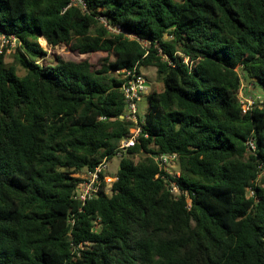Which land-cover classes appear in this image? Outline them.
<instances>
[{"label":"trees","instance_id":"1","mask_svg":"<svg viewBox=\"0 0 264 264\" xmlns=\"http://www.w3.org/2000/svg\"><path fill=\"white\" fill-rule=\"evenodd\" d=\"M85 2L0 0V32L21 43L0 53V264H264V100L244 112L239 96L244 81L264 92V0ZM40 39L105 56L45 64ZM149 67L163 89L143 133L111 194L83 205L75 175L121 153L134 125L122 70Z\"/></svg>","mask_w":264,"mask_h":264},{"label":"built area","instance_id":"2","mask_svg":"<svg viewBox=\"0 0 264 264\" xmlns=\"http://www.w3.org/2000/svg\"><path fill=\"white\" fill-rule=\"evenodd\" d=\"M70 5L77 6L83 11L87 10V4L85 0H71ZM100 20L112 32H121L120 28L110 26L107 23L105 17H101ZM128 36L131 39L139 41L145 48L149 47V41L140 39L134 35ZM20 44V40L14 34L0 32V53L4 48H7V52L10 53ZM185 61L188 62V59H186ZM122 73L124 82L121 90L124 93L126 100V113L124 116H122V118L130 120L131 122H133L134 125L130 128L129 135L121 141L119 146V150L121 151V153H119L118 156H121L123 154L122 151H126L128 148L134 147L135 144H137L138 142V138L143 133L141 127L142 115L139 111V103L143 99V96L147 94L148 88L150 86L145 76L142 73L138 74L136 72V69H123ZM243 88L244 86L242 85L239 92L240 98H243ZM259 99L260 97L250 98L249 100H247V102L249 103L247 107H245V104L241 99V102L244 104V112H246L249 107L253 105L256 101H260ZM145 137H148V135H145ZM248 147L251 150L255 149L253 140H250L248 142ZM153 159L157 163L159 168L162 171H166L167 174L177 176L180 175L178 156L176 154L163 153L153 156ZM108 165L109 160L105 158L92 171H87L85 175L79 174L77 176L81 178L82 181L77 185L74 191L75 199H77L84 205L88 201L96 198L101 193H105L106 195L111 194V186L113 182L110 184L106 181L111 180V177L107 174L109 171ZM261 175H264V170L261 172L260 176ZM116 179L117 178L115 177L114 180ZM171 188L174 193L179 192V189L175 183L171 184ZM247 194L249 197H255L256 193L252 188H249L247 190Z\"/></svg>","mask_w":264,"mask_h":264},{"label":"rangeland","instance_id":"3","mask_svg":"<svg viewBox=\"0 0 264 264\" xmlns=\"http://www.w3.org/2000/svg\"><path fill=\"white\" fill-rule=\"evenodd\" d=\"M39 43L44 48V50L47 52V57L44 60L45 64L51 63L54 59V56L58 55V56L62 57L65 60H68V61L79 62L82 60H88L93 65H96L98 63V61L105 56V54L102 52L81 55L78 52L73 51L69 46H66L64 44H61V45L57 46L56 48H54L53 50H51V49H49L47 43L42 42V39L39 40ZM10 55H7V57H6V62H8V63H11L13 60L12 55L11 56ZM19 74L23 75L24 71L19 70ZM142 74L145 76V78L147 79V81L150 84L148 91H147V94L152 90L161 91L163 89L162 82L156 78L157 74H156L155 68L149 67V68L143 69ZM243 86H244L243 98H241V99L243 100L245 107L248 106L249 103L247 102V100H249L250 98L260 97V99H259L260 101L264 100V92L259 87L255 86V85H251V84L247 83L246 81L243 82ZM147 94H145L143 96V99L139 103V111H140V114L142 116L144 115V113L146 112V110L148 108ZM120 161H121V156H118V155L114 156L109 161V165H108L109 171L107 174L111 177V180H106V181L110 184L115 181L114 178L117 174ZM86 172L87 171H84L82 173V175H85ZM78 175L79 174H77L75 176H78Z\"/></svg>","mask_w":264,"mask_h":264}]
</instances>
